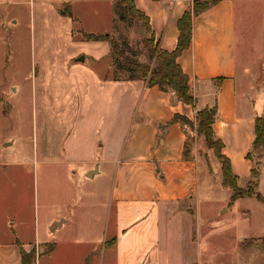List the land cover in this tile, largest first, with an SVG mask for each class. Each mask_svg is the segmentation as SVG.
I'll list each match as a JSON object with an SVG mask.
<instances>
[{
    "label": "crops",
    "instance_id": "obj_1",
    "mask_svg": "<svg viewBox=\"0 0 264 264\" xmlns=\"http://www.w3.org/2000/svg\"><path fill=\"white\" fill-rule=\"evenodd\" d=\"M132 1L149 18L158 48L173 52L180 35L178 21L194 0ZM200 1L215 3L194 17L192 43L179 56L178 63L189 77L196 110H214L215 138L223 143L222 153L230 160L238 185L243 182L246 187L252 180L254 163L247 155L259 114L249 95L252 88L246 86L237 61L236 12L240 9L246 17L247 8L264 5V0ZM72 4L73 0H0L4 30L1 35L8 32L6 21L14 25L18 14L33 12L38 18L50 14L57 20L56 29L46 38L52 48L60 42L63 32L71 43L72 25L64 16L70 13L78 20L70 11ZM44 43L37 40L33 60L39 71L35 79L44 71ZM68 43L65 42L67 53L60 57L64 71L75 78L72 109L77 110L76 116H82L76 119L75 126L81 120L85 125L81 132L77 127L75 134L61 140L37 134L33 148L23 149L19 159L12 161L4 157L16 139L4 136L0 130V178L4 177L0 202L6 219L4 226L0 223V264H22L24 254L32 257V264H87L93 260H98V264H264V202L255 204L260 213L246 214L247 237L236 241L239 250L230 259H221L218 249L204 243L203 229L216 230L219 219L214 217L202 223L194 207L200 199L202 161L206 163L205 192L214 188L208 161L202 160L193 142L197 123L194 107L158 86L148 87L141 80L115 79L109 64V42L92 41L100 54L69 52ZM49 49L47 46L45 50ZM53 51L62 53L59 47ZM82 56L85 60L78 61ZM88 58L93 65L105 64V74L100 79L80 65ZM8 66L1 69V78H5ZM82 75L87 81L79 83L81 79L77 78ZM4 88L0 85V92ZM175 117L180 119L174 122ZM258 162V185H263L264 159ZM11 169L17 173L13 174ZM109 171L113 180L104 231L103 217L92 212L96 198L84 202L85 212L78 215L77 210L83 206L75 191L80 183ZM40 186L47 211L43 218L39 200L32 198ZM229 193L226 213L234 206L230 204L232 189ZM247 199L251 198L235 202L241 204ZM16 203L21 207L18 228L14 227V214L10 215ZM33 204L34 216L30 211ZM72 226L74 232L70 233ZM247 241L254 243L246 245ZM241 256L248 260L239 262Z\"/></svg>",
    "mask_w": 264,
    "mask_h": 264
},
{
    "label": "rangeland",
    "instance_id": "obj_2",
    "mask_svg": "<svg viewBox=\"0 0 264 264\" xmlns=\"http://www.w3.org/2000/svg\"><path fill=\"white\" fill-rule=\"evenodd\" d=\"M250 8L246 9L248 13L246 17L244 11L238 9L236 12L237 61L240 65V73L245 78L246 86L249 87V90L252 88L249 95L255 100V109L259 116H262L264 115V5H252ZM70 11L78 18V20L74 19L70 13V15L64 16L70 20L72 25V33L74 34L72 41L68 43V36L65 37L66 33L63 32L59 35L60 42L53 44V48L48 42L46 43V38H49L54 32V25L57 21L53 15L49 14L48 16L44 15V18H38V15L33 12L20 13L15 17L16 24L14 25L5 20L8 30L7 33L5 32V36L1 35L4 30L0 18V85H5L3 91L0 92V130L4 136L16 139L15 145L8 149V154L4 157L5 160L19 159L20 151L32 149L37 134L51 135L61 140L63 137L69 136L70 133L75 134L74 129L77 127L79 128L78 132L83 130L85 125L83 120L75 126L76 119L80 120L82 116L78 114L76 116L74 111L77 110L72 109L75 104L73 102L75 87L72 81L75 78L69 75V72L64 71L60 57V55L67 53L65 42L68 43L69 52L99 53L92 41L86 42L88 40L84 39L82 29L94 34H112L117 43V49L114 57H111L113 54L111 55L110 51L109 64L115 70V72L112 71V74H117L120 79L127 78L132 74L126 69L118 70L125 59L137 60L151 67L155 65L146 44V39L150 35L143 22L132 19L123 5L118 4L117 0H73ZM63 37H65L64 40H62ZM3 39L6 40H4V44L2 43ZM38 39L45 42L42 46L45 67L43 68L44 71L39 72L38 78L35 79L39 67L38 63H34L33 56L34 53L37 54ZM47 46L51 49L45 50ZM58 47L62 52L59 55L58 51L56 53L53 51ZM116 58H119L118 64H116ZM6 64L9 66L4 74L5 78H1V69L4 70ZM80 65L83 69L86 67L96 73L99 79L101 75L105 74V64L104 66L93 65L89 58L85 64ZM109 77L112 78L113 76L110 74ZM77 79H81L80 81L77 80L79 83H83L84 79L87 81L84 75ZM94 87L99 90L95 83ZM243 87H240V92L243 91ZM194 129L195 138L193 142H195L197 152L202 160L206 158L208 161L209 170L212 173L211 186H214L211 191L205 192L204 171L206 163L202 161L200 199L194 207L202 223L218 217L216 230L203 229L204 243L206 246H214L218 249L220 251L218 255L221 259L225 256L230 259L232 254L234 255V251L239 250V244L236 241H244L247 237L249 221L246 220V214L251 216L260 213L255 208V204L259 205L262 202L256 197H248L251 199H247L241 204L234 202L230 212L226 213L225 202L229 201L230 193L228 194V192H231V189L223 185L221 165L213 151L209 150L205 136L199 133L197 123ZM210 152L211 155H208ZM33 167L36 168L37 164L33 163ZM11 171L13 174L17 173L14 169ZM112 180V172L109 171V173L101 175L95 180H88L84 184L80 183L75 191L77 201L82 200L81 205L83 206L77 210L78 215L85 212L84 202L86 203L91 197L96 198L92 212L97 213L99 218L103 217L104 231L106 230L105 219L110 210ZM3 181L4 177H1L0 192L3 188ZM239 185L243 187L244 183L239 182ZM257 192L264 197V184L258 185ZM33 197L39 200V210L43 218L47 211L41 186L39 192L36 191ZM20 211L21 207L17 206V203L14 209L10 211V215L14 214L17 219L14 226L16 228L19 227ZM30 211L31 215L34 216V204ZM5 222V208L0 202V223L4 226ZM41 225L43 222L40 218V231ZM72 230L74 232L73 226L70 233ZM210 233L213 236H210ZM246 260L248 258L244 256L238 258L241 263H245ZM87 264H98V260H93L92 263L88 262Z\"/></svg>",
    "mask_w": 264,
    "mask_h": 264
},
{
    "label": "trees",
    "instance_id": "obj_3",
    "mask_svg": "<svg viewBox=\"0 0 264 264\" xmlns=\"http://www.w3.org/2000/svg\"><path fill=\"white\" fill-rule=\"evenodd\" d=\"M117 2L119 5H123L132 19H138L143 22L150 35V37L146 39V44L149 49L151 59L155 61V65L151 67L150 65L140 63L137 60L125 59L124 63L120 64L118 70L126 69L129 72H132V74L124 79L141 80L148 87L158 86L162 91L174 92L180 101L188 105H192L196 110V100L190 94L189 77L179 65L178 58L190 47L192 43L194 17L200 12L210 8L215 1H193L192 7L188 9L178 21L180 35L177 47L173 52L158 48V45L155 44V35L149 18L137 9L132 0H117ZM83 37L88 41L109 42L111 46V55L113 54L111 57H114L115 50L117 49V43L112 34L97 35L83 32ZM118 59L119 58H116V64L119 63ZM114 78L120 79L117 77V74H114ZM179 119V117H175L173 121L176 122ZM196 119L199 133L205 136V141L209 149L214 151L222 166L223 184L231 188L233 191L230 204L245 197H256L259 201L264 202L262 194L257 192L261 172V163H258V161L264 159V115L257 116L255 119L254 140L251 150L247 155V158L253 161L254 168L252 169V180L246 187H240L238 185V178L232 171L231 162L222 153L223 143L215 138L214 130L212 128L215 117L212 112L209 109L196 110ZM183 120L188 122L186 119ZM262 242L264 245V239ZM253 243V241H247L245 244L251 245ZM22 264H32V257L24 254Z\"/></svg>",
    "mask_w": 264,
    "mask_h": 264
},
{
    "label": "water",
    "instance_id": "obj_4",
    "mask_svg": "<svg viewBox=\"0 0 264 264\" xmlns=\"http://www.w3.org/2000/svg\"><path fill=\"white\" fill-rule=\"evenodd\" d=\"M85 60V58L82 56L81 58H79L78 59V61H84ZM212 112H213V114H214V110H212ZM259 163V162H258ZM259 245L261 246V249L263 250V248H262V244L261 243H259Z\"/></svg>",
    "mask_w": 264,
    "mask_h": 264
}]
</instances>
